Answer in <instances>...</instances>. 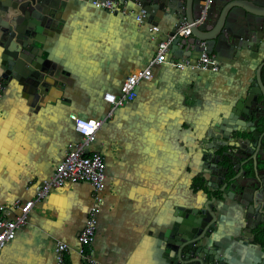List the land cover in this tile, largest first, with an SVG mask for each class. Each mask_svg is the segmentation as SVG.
Masks as SVG:
<instances>
[{"label": "crops", "instance_id": "1", "mask_svg": "<svg viewBox=\"0 0 264 264\" xmlns=\"http://www.w3.org/2000/svg\"><path fill=\"white\" fill-rule=\"evenodd\" d=\"M138 13L132 3L122 13L96 8L89 0H63L51 28L38 35L49 67L42 84L28 91L13 77L5 80L0 205L9 217L15 214L13 201L32 198L67 147L80 141L71 115L105 117L109 107L103 94L118 91L128 73L148 65L157 43L177 25L169 12L158 11L142 23ZM150 23L158 30L150 31ZM171 55L188 65L153 66L152 79L137 85L135 99L114 109L97 131L89 149L105 156L103 190L94 197L88 183L52 189L5 244L0 264H57L58 242L70 246L66 264H83L77 237L92 206L97 209L92 253L98 262L170 264V229L176 222L188 229L189 212L181 213L206 200L193 179L206 168L202 159L212 138L222 136L231 110L247 95L264 60V43L206 69L196 67L197 58ZM1 56L0 45V73ZM214 206L215 224L198 244L214 251L216 263L264 264V240L243 235L238 201L224 196Z\"/></svg>", "mask_w": 264, "mask_h": 264}, {"label": "water", "instance_id": "2", "mask_svg": "<svg viewBox=\"0 0 264 264\" xmlns=\"http://www.w3.org/2000/svg\"><path fill=\"white\" fill-rule=\"evenodd\" d=\"M63 0H0V45L2 47L1 76L4 80L15 78L28 91L42 84L49 67L46 52L37 45L39 34L51 28L55 13ZM146 10L149 18L158 11L176 16L177 24L183 20L192 23L201 15V0H136ZM172 29L169 35L174 34ZM188 37H174L170 52L182 58H198L201 42L207 44L217 61L227 60L244 49L264 43V0H215L208 9L202 24L191 27ZM227 126L231 135L238 133L239 140L249 136L261 139L264 133L258 128L264 124V60L258 65L245 97L240 98L229 117ZM259 141V142H260ZM255 156V155H254ZM256 170V164H254ZM264 173V168L260 169ZM257 179V173H255ZM240 202V199L237 198ZM243 205L245 225L243 235L254 240L264 235V187L260 188ZM209 201L200 208L181 213L187 215V228L176 222L170 229L167 245V262L170 264H221L216 263L214 251L210 252L198 241L212 230L216 216ZM207 228L197 233L198 217H206ZM211 219H210V218ZM210 219V220H209ZM252 222H254L252 224ZM173 252L170 255V252Z\"/></svg>", "mask_w": 264, "mask_h": 264}, {"label": "built area", "instance_id": "3", "mask_svg": "<svg viewBox=\"0 0 264 264\" xmlns=\"http://www.w3.org/2000/svg\"><path fill=\"white\" fill-rule=\"evenodd\" d=\"M92 5L99 9L110 12H126L129 3L136 5L139 13L135 16L139 23L148 17L145 9L136 0H89ZM215 0H201V15L192 23L183 20L175 26L174 34L167 35L166 39L157 43L156 53L151 58L148 65L137 68L126 75L118 91H106L103 94V101L108 105L109 112L105 117L99 119L80 117L71 115L73 128L80 136V141L69 145L63 159L58 163L55 172L48 179L43 180L34 188V195L27 200L15 199L13 210L15 214L9 217L5 207L0 205V253L8 241H11L16 234V230L27 222L28 215L35 203L44 199L54 188L62 187L67 183H88L94 192V197L103 190L106 181V159L101 152L90 150L89 147L96 140V133L102 124L110 116V113L117 108L124 107L132 102L136 97V87L142 81H150L153 77L152 68L155 65L168 62L176 68H184L188 65V60H175L172 58L170 49L174 37L181 38L191 35V27L203 23L208 9ZM155 23H150V31H157ZM202 50L196 60V67L213 68L217 66V60L207 49L206 42H201ZM5 80L0 74V97L5 90ZM96 212L93 206L88 210L84 226L77 237L79 243L78 253L83 264H101L92 253V244L96 233ZM70 246L66 242H58L55 248V259L57 264H66V255Z\"/></svg>", "mask_w": 264, "mask_h": 264}, {"label": "flooded vegetation", "instance_id": "4", "mask_svg": "<svg viewBox=\"0 0 264 264\" xmlns=\"http://www.w3.org/2000/svg\"><path fill=\"white\" fill-rule=\"evenodd\" d=\"M229 130L226 127L221 130L223 132L221 137L212 138L208 145V152L202 159L206 168L196 176L201 185L199 189L206 194L204 203L209 201L213 211L214 204L221 201L224 196L247 202L260 188L264 187V173L260 172V169L264 168V137L261 141L260 136L258 139L249 136L250 140L246 138L239 140V134L231 135ZM258 131L264 133V124L258 128ZM254 164H256V170ZM255 173H257V179H255ZM240 202L238 201L241 205ZM241 207L243 215V205ZM207 220V216L198 217V234L208 230Z\"/></svg>", "mask_w": 264, "mask_h": 264}, {"label": "trees", "instance_id": "5", "mask_svg": "<svg viewBox=\"0 0 264 264\" xmlns=\"http://www.w3.org/2000/svg\"><path fill=\"white\" fill-rule=\"evenodd\" d=\"M193 186H194V188H195V187L201 188V185L199 184V180H198L197 177H195V178L193 179ZM255 233H256V236H255L253 242H260V243H263L262 240H264V235H262V236L260 237V236H257V232H255Z\"/></svg>", "mask_w": 264, "mask_h": 264}, {"label": "rangeland", "instance_id": "6", "mask_svg": "<svg viewBox=\"0 0 264 264\" xmlns=\"http://www.w3.org/2000/svg\"><path fill=\"white\" fill-rule=\"evenodd\" d=\"M90 198H93V196H90ZM74 201V200H73ZM92 203H90V205H91Z\"/></svg>", "mask_w": 264, "mask_h": 264}]
</instances>
